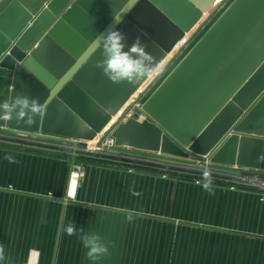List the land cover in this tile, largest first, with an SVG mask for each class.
<instances>
[{
	"label": "water",
	"instance_id": "1",
	"mask_svg": "<svg viewBox=\"0 0 264 264\" xmlns=\"http://www.w3.org/2000/svg\"><path fill=\"white\" fill-rule=\"evenodd\" d=\"M217 1L0 0V106L42 105L34 120L0 115V135L93 142L147 80L111 81L100 35L139 39L151 75ZM185 44L143 92L146 119L113 123L104 155L201 178L185 171L264 173V0H225Z\"/></svg>",
	"mask_w": 264,
	"mask_h": 264
},
{
	"label": "crops",
	"instance_id": "2",
	"mask_svg": "<svg viewBox=\"0 0 264 264\" xmlns=\"http://www.w3.org/2000/svg\"><path fill=\"white\" fill-rule=\"evenodd\" d=\"M12 136L0 135V264H264L263 192L130 158L25 148ZM89 233L108 248L95 261L80 239Z\"/></svg>",
	"mask_w": 264,
	"mask_h": 264
},
{
	"label": "clouds",
	"instance_id": "3",
	"mask_svg": "<svg viewBox=\"0 0 264 264\" xmlns=\"http://www.w3.org/2000/svg\"><path fill=\"white\" fill-rule=\"evenodd\" d=\"M99 43L102 59L97 66L114 83H137L146 79L155 67L151 54L139 39L129 45L123 33L110 30L100 35ZM41 108L39 101L19 96L14 98L11 108L6 103L0 106V115L6 113L8 118H12V114L15 113L18 119L34 120ZM66 231L68 235H72L74 227L69 225ZM80 239L83 247L87 249L89 260L95 261L108 251L100 236L95 233L83 234ZM3 260V249L0 248V262Z\"/></svg>",
	"mask_w": 264,
	"mask_h": 264
},
{
	"label": "built area",
	"instance_id": "4",
	"mask_svg": "<svg viewBox=\"0 0 264 264\" xmlns=\"http://www.w3.org/2000/svg\"><path fill=\"white\" fill-rule=\"evenodd\" d=\"M208 14V13H207ZM206 14V15H207ZM204 15V17L206 16ZM203 19V18H202ZM194 35V33L192 34ZM189 36L185 42H187L191 37ZM183 42V43H185ZM180 43V42H179ZM184 46V45H183ZM180 50V49H179ZM178 50V51H179ZM178 53V52H177ZM149 87V86H148ZM146 87L143 92L148 88ZM143 92L138 93L135 95L136 97L133 98V100L127 104L125 109L121 112V115L118 117V119L113 120L110 122V125L103 130V132L98 135V137L93 142H88L85 145L80 144V142H77L75 144H68L65 142H53L49 140H39L35 139L33 137H22V136H12L14 142V145L32 148L36 150H47V151H60L64 150L67 153H72L75 156H86V157H94V156H100L104 155V149L111 150L114 148V139L111 137V132L109 131L110 126L115 123L116 121L120 122H126L128 119H135L138 122H143L146 119L145 113L141 112V104L140 100L143 97ZM75 168V167H74ZM72 168L70 179L76 180L78 178V172L79 167L77 169ZM263 177L261 175H247V176H239V177H224L217 175L215 179L222 180V181H229L232 182L231 187L236 188H248L252 187L260 191L261 193H264V182L262 181ZM262 179V180H261Z\"/></svg>",
	"mask_w": 264,
	"mask_h": 264
},
{
	"label": "rangeland",
	"instance_id": "5",
	"mask_svg": "<svg viewBox=\"0 0 264 264\" xmlns=\"http://www.w3.org/2000/svg\"><path fill=\"white\" fill-rule=\"evenodd\" d=\"M225 0H218L217 2H216V4L211 8L212 10H210L209 11V13H208V15L207 16H205V17H203V19L198 23V25H197V27L196 28H198V27H200V26H202L204 23H205V21L207 20V19H209V17H211L215 12H216V10H217V8L224 2ZM195 28V29H196ZM195 29L194 30H192L193 32L192 33H190L189 34V36L190 35H192L194 32H195ZM186 37V36H185ZM186 43V42H185ZM185 43H182V41L180 42V44H181V46H180V49L183 47V45H186ZM177 46V45H176ZM174 50V49H173ZM172 59H173V57H172ZM171 59V60H172ZM168 63H169V61H168ZM166 66H167V64H166ZM165 68V67H164ZM163 68V69H164ZM155 78V77H154ZM154 78H153V80H154ZM195 162H198V163H206L205 162V160L204 159H196V161ZM166 168H169V167H166ZM169 169H171V170H173V168H169ZM175 170V169H174ZM176 171H178V170H176ZM197 174H200V175H205V176H210V177H217L215 174H213V175H208V174H205V173H201V172H196ZM195 174V173H194ZM261 175L263 178V182H264V173L263 172H257V171H250V172H247V174H245V175H241V176H247V175H249V176H251V175Z\"/></svg>",
	"mask_w": 264,
	"mask_h": 264
},
{
	"label": "trees",
	"instance_id": "6",
	"mask_svg": "<svg viewBox=\"0 0 264 264\" xmlns=\"http://www.w3.org/2000/svg\"><path fill=\"white\" fill-rule=\"evenodd\" d=\"M215 178V177H214ZM214 178L207 176L205 179L214 180Z\"/></svg>",
	"mask_w": 264,
	"mask_h": 264
},
{
	"label": "bare ground",
	"instance_id": "7",
	"mask_svg": "<svg viewBox=\"0 0 264 264\" xmlns=\"http://www.w3.org/2000/svg\"><path fill=\"white\" fill-rule=\"evenodd\" d=\"M207 15H208V14H207ZM207 15H206V16H207ZM178 45H179V44H178ZM178 45H177V46H178ZM177 46H176V47H177ZM176 47H175V49H176Z\"/></svg>",
	"mask_w": 264,
	"mask_h": 264
}]
</instances>
